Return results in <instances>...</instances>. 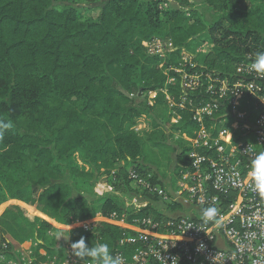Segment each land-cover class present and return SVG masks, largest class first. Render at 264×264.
<instances>
[{
	"label": "trees",
	"instance_id": "1",
	"mask_svg": "<svg viewBox=\"0 0 264 264\" xmlns=\"http://www.w3.org/2000/svg\"><path fill=\"white\" fill-rule=\"evenodd\" d=\"M57 6L99 9L100 16L82 28L75 17L59 11ZM202 6L217 16L209 26L186 0H0V193L10 201L36 204L41 214L37 215L44 219L32 217L18 206L14 213L7 211L0 223V256L15 258L20 247L32 241L38 244L34 251L41 262L46 261L40 250L46 257L61 261L64 242L70 240L87 260L107 263L122 253L130 261L134 248L120 244L124 233L131 234L129 231L103 224L93 232L66 233L56 231L48 221L70 226L98 213H117L120 220L130 224L148 217L170 220L150 203L141 210L126 208L124 196L128 197L129 191L139 194L128 179L129 169L147 179L150 176L152 186L170 185L165 186L145 163L146 142H153L152 135H146L143 141L133 129L142 116L164 126L154 113L155 107L163 105L165 95L161 90L170 93L175 102L181 101L184 92L179 81L165 85L164 76L149 62L141 65L140 56L150 59L142 49L130 56L128 43L118 37L127 38L140 27L154 38L182 32L185 45L169 51L171 61L176 62L183 50L192 51L197 40L187 12L207 27L200 36L214 46L210 64L187 67V72L232 80L236 67L249 55L264 65V0H204ZM245 16H252V21H246ZM80 38L83 44L73 46ZM110 57L116 65L113 69L109 68ZM110 70L116 76L112 74L111 78ZM154 71L158 79L152 87H142L132 80L140 76L145 81L147 73ZM99 80H110L114 85L106 90L97 83ZM134 85L136 97L131 98ZM176 88L181 90L177 97L173 93ZM157 91L160 93L154 108L144 106L146 95ZM117 97L126 102H118ZM190 98L195 105L206 101L198 93ZM52 102L59 106L53 108ZM252 105L251 98L243 102L244 107ZM223 107L209 123L222 116L232 121L225 104ZM28 110H35L37 117L25 128L20 120ZM181 111V120L172 123V130L192 137L196 130L192 113L188 108ZM179 143L182 149L173 168L176 175L188 164V145L181 137ZM75 149L83 151L89 168L108 173L104 175L108 181L123 179V187L116 184L113 193L89 199L94 198L95 187L81 181L69 161ZM118 162L122 164L119 173L109 172ZM76 191L79 195L74 197ZM142 194L150 201H161L145 190ZM176 206L167 207L171 210Z\"/></svg>",
	"mask_w": 264,
	"mask_h": 264
},
{
	"label": "built area",
	"instance_id": "2",
	"mask_svg": "<svg viewBox=\"0 0 264 264\" xmlns=\"http://www.w3.org/2000/svg\"><path fill=\"white\" fill-rule=\"evenodd\" d=\"M186 69L177 71L184 92L180 102L166 90L161 92L174 124L181 120L179 110L188 108L192 113L194 135L178 134L188 145V164L177 182L166 188L152 186L150 176L142 177L133 169L128 170V179L164 204L191 206L196 214L169 221L148 217L130 224L117 213H98L95 219L55 227L66 233L93 232L94 224L103 222L129 231L120 244L134 248L130 261L122 253L107 263L87 260L69 240L64 242L61 261L41 262L34 251L38 244L31 241L15 258L0 256V264H264V65L249 57L236 67L232 80ZM175 82L171 79L169 84ZM197 93L206 100L199 105L190 98ZM158 94L146 97L155 102ZM248 98L253 105L244 107ZM223 104L232 121L222 116L209 123L222 112ZM127 203L134 210L149 204L138 199ZM39 254L46 256L44 250Z\"/></svg>",
	"mask_w": 264,
	"mask_h": 264
},
{
	"label": "rangeland",
	"instance_id": "3",
	"mask_svg": "<svg viewBox=\"0 0 264 264\" xmlns=\"http://www.w3.org/2000/svg\"><path fill=\"white\" fill-rule=\"evenodd\" d=\"M190 4H193L196 9H198V13L203 17V19L206 21V25H210L217 16L213 13L210 12L209 9L206 6H202V3L204 0H186ZM243 3H246V0H242ZM174 6V4H172ZM183 8L182 6H180ZM59 11L64 12L65 14H69L73 17H75L79 24L81 25L82 28H84L87 24L97 21L100 16V10L95 9V10H90L88 8H72L68 6H57L56 7ZM186 17L189 18V26L192 29V33L196 36H193V38L197 39L194 41L192 45V51H186L183 50V55H181L180 59L176 62L171 61V58L169 56V51L176 50L179 47H183L186 43V38L182 35V32H173V34H170L164 38H154L152 34L147 33V30L144 27L138 28V30L134 33H130L131 35L127 38H123L122 36H119L118 38L121 39L123 43H128V49L127 51L129 52V55L134 57L136 56V50L137 49H142L143 52L147 55L149 60L142 58L141 56L139 57V60L142 61L141 65L147 66L149 64L154 68H156L158 71L161 72V74L164 76L166 79L165 85H169V81L171 79H175L176 82L179 81L181 83V76L178 70L185 69L186 67H190L189 65H193L194 67H200L201 65H207L210 64L213 59V51L212 49L214 46L210 44L208 41H204L203 38L200 35H203L204 31H207V27L205 25H200L197 21V16L192 17L189 13L186 12ZM246 21H252V16H245ZM249 19V20H247ZM205 29V30H204ZM83 40L80 38L76 40L75 42L72 43L73 46H79L83 44ZM185 53V54H184ZM212 55V56H211ZM252 55H249L250 57ZM113 57H110L108 60V63L110 64L109 68L113 69L116 67V65L112 62ZM154 68V69H155ZM176 70V71H175ZM110 77L115 75L114 73L111 72V70L108 72ZM136 73L134 72V75ZM141 72L139 73V75ZM148 78H144L145 81H142L140 76L136 77L135 79H132L134 82H138L140 86L142 87H152L155 85L158 76L156 71L154 72H148ZM143 75V74H142ZM116 76V75H115ZM112 78V77H111ZM141 80V83H140ZM97 83L101 86L104 87L106 90L108 89L109 86L114 85L110 80H99ZM134 84V83H133ZM132 84V85H133ZM133 90L130 91V97L135 98L136 96V85L133 86ZM174 96H179L181 95V90L176 88V91L173 92ZM170 94V93H169ZM118 102L124 103L126 100H124L121 97H117ZM146 103H142L146 107H152L154 108L156 103H153L149 100V98L144 99ZM163 105H160L159 107H155L154 113L161 119L160 122L163 125H158L154 119L148 116H142L138 121L136 126L134 127L133 131L143 139V141H146V135H152L153 137V142H146V148H145V156H146V161L145 163L150 165L153 171L160 176V179L163 181L165 186L170 185L173 183L175 184L177 182V175L175 172H173L174 165L176 163V158L177 154L181 151V144L179 143V135L177 132L172 130L173 127V119L172 115L173 112L171 108L168 105V102L166 100V96H164V99H162ZM53 108H56L59 106V103L52 102L50 104ZM41 110V109H40ZM182 113L181 110L177 112L178 115H181ZM37 117V113L35 110H28L27 114L24 118L20 120V124L22 127L29 128L30 125H32L35 122V119ZM155 128V126H157ZM171 143V144H169ZM176 147H179L178 149L173 148V145ZM69 161L71 164V167L78 173L77 175L80 177V180L83 182L88 183L87 186H94V195L92 197L94 198H89V199H97V197H102L105 196L106 194H111L113 193V190L116 191L117 189L115 188L116 184L120 188L123 187V179L122 180H117L114 179L112 182L111 180L108 181L104 175L108 173H100L94 169L89 168L86 165L85 162V155L81 149H75L69 157ZM122 164L119 162L115 165V167L112 168L111 171L109 172H118ZM129 169V168H127ZM103 172V171H102ZM119 173V172H118ZM134 186V185H133ZM135 187V186H134ZM136 191H139V194L134 195L133 191L127 192L129 195L124 196L125 197V207H131L128 206L129 203L128 201L132 199H138L139 202L141 201H146L150 203L152 206L157 208L158 210H161L166 216L169 217H192L193 214H196V209L193 207H184L183 205L181 206H176L173 209H168V205L164 204L161 201H150L147 198H143L140 196L143 192L144 189H140L138 187ZM134 188V189H135ZM170 186V191H171ZM119 191V190H118ZM121 193V192H120ZM126 194V193H125ZM78 191L74 193V197L78 196ZM143 195V194H142ZM132 197V198H129ZM22 203L23 206H21L18 203H11L10 200L7 198L5 193H0V223L2 217L7 213L10 214L11 212H16L15 207L18 206L22 208L25 212L28 213V215H31L32 217H38L41 220H44L42 216H40V212L37 209L36 204H33L32 202L27 203L24 200L19 201ZM149 205V204H148ZM147 205V206H148ZM146 206V207H147ZM10 210H12L10 212ZM40 214V215H37ZM97 217V214L91 216L89 219H95ZM47 221V220H45ZM50 221V220H49ZM83 220H77L76 222H80ZM50 223V222H49ZM102 224V225H101ZM103 222H98L94 224V227L103 226ZM51 227H54V229L57 231L58 229L55 228L57 226L53 225L50 223ZM64 226V225H62ZM61 227V226H60ZM67 227V226H64ZM44 260L46 262H51V260H58V257H53V258H48L44 256Z\"/></svg>",
	"mask_w": 264,
	"mask_h": 264
},
{
	"label": "crops",
	"instance_id": "4",
	"mask_svg": "<svg viewBox=\"0 0 264 264\" xmlns=\"http://www.w3.org/2000/svg\"><path fill=\"white\" fill-rule=\"evenodd\" d=\"M158 92V91H157ZM158 93H160V92H158ZM156 102V101H155ZM155 102H153V103H155ZM11 203H18V204H20L21 206H23L22 205V203H20L19 201H10ZM46 220V219H45ZM48 221V220H47ZM48 222H50V223H52L53 225H55V226H57V227H63L62 225H59V224H57L55 221H52V220H50V221H48ZM0 243H1V232H0Z\"/></svg>",
	"mask_w": 264,
	"mask_h": 264
}]
</instances>
